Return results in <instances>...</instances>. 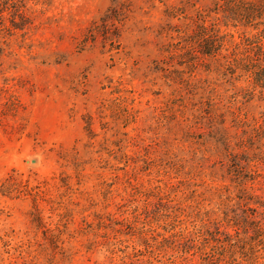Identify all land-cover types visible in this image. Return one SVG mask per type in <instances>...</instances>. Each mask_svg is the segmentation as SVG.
Listing matches in <instances>:
<instances>
[{"label": "rangeland", "instance_id": "obj_1", "mask_svg": "<svg viewBox=\"0 0 264 264\" xmlns=\"http://www.w3.org/2000/svg\"><path fill=\"white\" fill-rule=\"evenodd\" d=\"M0 264H264V0H0Z\"/></svg>", "mask_w": 264, "mask_h": 264}, {"label": "trees", "instance_id": "obj_2", "mask_svg": "<svg viewBox=\"0 0 264 264\" xmlns=\"http://www.w3.org/2000/svg\"><path fill=\"white\" fill-rule=\"evenodd\" d=\"M245 156L241 155V156H232V165L230 166V172H231V175L233 176L231 178V182L232 183H240L241 184V187L237 189V193H238V196L236 197V199L240 200V201H244V202H248V203H251L253 202L254 200H256L255 197L253 196H250L248 194L249 191L251 190H254V188H251L250 186H247L249 185L248 182H251V178L252 176L249 175L247 172H246V169L242 166V162H246V159H244ZM220 191H224V193L226 194L227 198L230 197L231 195V191L230 189H221ZM169 204H162L160 206H163V209L166 210V207L168 206ZM159 206V205H157ZM251 210V209H250ZM222 233L220 231H217L216 233H207L205 238L203 239V242L208 244L210 243V241H215L217 237L221 236ZM197 241H201L200 239H198Z\"/></svg>", "mask_w": 264, "mask_h": 264}]
</instances>
